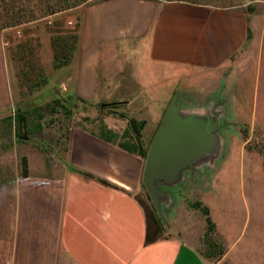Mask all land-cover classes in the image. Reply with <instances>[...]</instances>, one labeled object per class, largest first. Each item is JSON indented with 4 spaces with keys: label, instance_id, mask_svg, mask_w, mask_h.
Masks as SVG:
<instances>
[{
    "label": "rangeland",
    "instance_id": "374dc122",
    "mask_svg": "<svg viewBox=\"0 0 264 264\" xmlns=\"http://www.w3.org/2000/svg\"><path fill=\"white\" fill-rule=\"evenodd\" d=\"M113 1H71L52 12L57 0H0L13 99L0 110V260L15 214V180L36 183L40 164L53 166L72 128L98 129L101 136L107 128L114 141L132 143L134 118L142 123L146 165L175 103L189 123L217 121L216 129L172 181L159 182L164 217L143 181L139 199L150 238L189 236L207 264H264V0H154L246 15L247 41L219 77L153 62L148 38L119 29ZM90 73L92 84L77 86Z\"/></svg>",
    "mask_w": 264,
    "mask_h": 264
},
{
    "label": "crops",
    "instance_id": "0c3cea01",
    "mask_svg": "<svg viewBox=\"0 0 264 264\" xmlns=\"http://www.w3.org/2000/svg\"><path fill=\"white\" fill-rule=\"evenodd\" d=\"M112 3L121 31L135 40L148 38L153 62L219 77L247 41V17L234 9L154 0ZM92 81L90 73L77 86ZM11 93L0 43V110L13 105ZM66 140L53 166L40 164L44 173L33 187L28 179L15 180V214L0 264H207L189 236L148 241L147 212L139 199L142 155L98 129L72 128Z\"/></svg>",
    "mask_w": 264,
    "mask_h": 264
},
{
    "label": "water",
    "instance_id": "95a60500",
    "mask_svg": "<svg viewBox=\"0 0 264 264\" xmlns=\"http://www.w3.org/2000/svg\"><path fill=\"white\" fill-rule=\"evenodd\" d=\"M184 119L173 103L147 156L143 181L162 217L164 216L160 207L159 182L172 181L185 163H190L191 159L198 156L200 150L206 146L207 134L216 129L217 121L213 126L205 127L198 122L189 123Z\"/></svg>",
    "mask_w": 264,
    "mask_h": 264
},
{
    "label": "trees",
    "instance_id": "16d2710c",
    "mask_svg": "<svg viewBox=\"0 0 264 264\" xmlns=\"http://www.w3.org/2000/svg\"><path fill=\"white\" fill-rule=\"evenodd\" d=\"M71 1H74V2H77L79 0H57V2L60 4L58 5L56 8H52V12L56 11L55 9L59 10V9H64L66 7H69L71 3ZM76 4V3H75ZM75 4H71L72 6L75 5ZM56 5V4H55ZM122 103V102H121ZM116 105H118L116 103ZM115 103L113 104V107L116 106ZM109 107L107 106H103V109H108ZM110 113H116L114 112L111 108H110ZM122 116V115H121ZM124 116V115H123ZM126 118H128L127 116H124ZM142 123L139 124V121H137L136 119L132 118L129 120V128H130V132H132L135 136L134 138V142H130L129 140H127L126 142H120L119 145L124 148L125 150L127 151H130V152H133V153H138L142 156H146L147 152L145 151V149L143 148V143H142ZM110 130L105 128V129H102V136L105 137L107 140H110V141H114L112 139V136H111V131L109 132ZM126 133L129 134V132L127 130H125V132L123 133V136L126 138ZM23 171L25 173V175L28 173V158L26 156L23 157ZM87 176L91 177L92 175L89 174V173H85ZM100 181L107 185V186H111V187H114L116 188V186H114L113 184L107 182L106 180L104 179H100ZM209 222H211V220L209 219L208 220ZM148 241H153V239L150 238L149 236V225H148Z\"/></svg>",
    "mask_w": 264,
    "mask_h": 264
}]
</instances>
